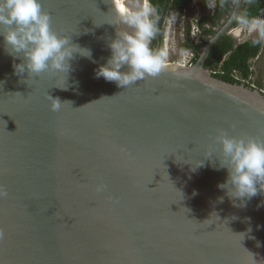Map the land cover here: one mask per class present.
Wrapping results in <instances>:
<instances>
[{
  "label": "water",
  "instance_id": "95a60500",
  "mask_svg": "<svg viewBox=\"0 0 264 264\" xmlns=\"http://www.w3.org/2000/svg\"><path fill=\"white\" fill-rule=\"evenodd\" d=\"M41 3L92 57L18 76L23 53L0 35V264H264V193L242 204L218 187L217 140L264 141V93L205 67L242 0L194 65L124 87L95 76L108 41L132 31L110 0Z\"/></svg>",
  "mask_w": 264,
  "mask_h": 264
},
{
  "label": "clouds",
  "instance_id": "9594fccd",
  "mask_svg": "<svg viewBox=\"0 0 264 264\" xmlns=\"http://www.w3.org/2000/svg\"><path fill=\"white\" fill-rule=\"evenodd\" d=\"M210 1H212L211 6ZM197 2L202 3L205 12L201 15L191 16L188 23L184 24V36L186 39L183 43H190L201 48L199 51L193 47L184 49L182 48L183 43H180L181 55L180 57L178 56L179 59H174L170 51V31H168V38H164L165 27L163 22V35L162 38L159 37L158 39L160 43L159 49L155 52L156 49L153 51L151 48L152 44H154L153 36L156 28L153 20L155 8L152 5V0H110V14L114 16L116 22L120 25H126L132 31L128 32L121 29L117 31L114 39L108 41L107 47L111 51V56L105 64L100 65L95 71L96 78L103 77L108 82H115L117 86L124 87L145 76H158L166 70L169 63L186 66L194 65L198 60L199 53L210 37L214 36L230 19L234 10L235 0L232 3V10L227 12V18L229 19L225 18L223 20L224 16L222 15L217 24L208 21L203 27L200 19L203 15L211 17L216 15L218 0H209L207 5H205L203 0H193L191 5L183 10L168 8L164 13L163 21L167 19L166 16L169 13H174L176 20L185 19L191 7L194 4H198ZM243 3L244 1L242 0L240 14L225 35L232 37L234 47L250 39L260 41L262 46L258 54L252 56L248 61L250 74L243 76L242 71L233 69L231 75L237 81L232 83L259 89L264 93V87L260 86L259 83L257 85L253 81L256 76V65L252 64V62H256L261 58L264 52V42L258 36L246 37L248 31L246 25L248 24L251 25L253 30H259L260 34L264 36V20L257 19V17L262 15L264 8L259 16L239 23L243 13ZM195 22L204 31L201 43H196L192 39V25ZM0 25L4 26L5 29L0 32V35H3L6 45L10 46V48L6 49L8 53L10 55L23 53L24 62H14L12 65L14 74L18 76H22L25 71L28 72L29 76L40 75L49 70L68 72L70 69L69 61L74 59L76 54L87 58L92 57L91 49L74 44L71 42L70 36H62L53 30L51 15L43 10L41 0H0ZM206 28L213 31L207 33ZM166 46L171 58L169 61L165 60L164 51ZM185 56L191 57V61L184 62L183 58ZM226 58L227 56L225 55L219 67L208 68L215 77H217L218 73L224 72L221 69V65ZM125 66H127L128 71H122ZM49 99L51 100L52 111L61 110L62 105L59 98L53 99L49 97ZM217 140L222 145V158L219 162V168L226 169L228 173L225 182L219 184L218 187L222 190L226 189V194L230 198H233V200L239 199L242 204L247 200H251L258 193H264V141L251 137L247 139L244 137H232L223 131L220 132ZM102 188L103 186L98 188V190H102ZM7 194V189L0 184V198L6 197ZM219 199L223 202V197ZM3 236L4 232L0 229V239Z\"/></svg>",
  "mask_w": 264,
  "mask_h": 264
},
{
  "label": "trees",
  "instance_id": "16d2710c",
  "mask_svg": "<svg viewBox=\"0 0 264 264\" xmlns=\"http://www.w3.org/2000/svg\"><path fill=\"white\" fill-rule=\"evenodd\" d=\"M205 5L208 4L209 0H203ZM193 0H152V5L155 8V12L153 13V20L155 23V35L153 36L154 44H152L151 48L153 51L157 47V42L159 37L162 38L163 29L162 22L164 18L165 11L169 9H178L183 10L191 5ZM218 11L214 17L203 15L200 19L201 25L204 27L206 22L211 20L213 23L217 24L220 17L223 13L230 12L232 10L233 0H218ZM252 5L245 9L242 13L241 18L239 19V23L244 21H249L252 18L259 16L261 14L262 9L264 8V0H252L249 1ZM214 24V25H215ZM213 30L207 29L206 32H212ZM262 46V43L256 39H250L237 47H234V42L231 36L225 35L218 40L216 45L213 47L210 52L208 58L205 61V67L207 68H217L220 66L222 59L226 55L227 58L223 61L221 65V69L224 71L223 73H218L216 76L230 82H236L237 80L232 77V70L239 69L242 71L243 76H248L250 74L249 69V59L252 56L258 54ZM193 47L196 50H200L201 47L194 46L190 43H183L182 48H190Z\"/></svg>",
  "mask_w": 264,
  "mask_h": 264
},
{
  "label": "rangeland",
  "instance_id": "374dc122",
  "mask_svg": "<svg viewBox=\"0 0 264 264\" xmlns=\"http://www.w3.org/2000/svg\"><path fill=\"white\" fill-rule=\"evenodd\" d=\"M211 2L210 1V6H211ZM195 3V2H194ZM198 4H194L189 13L187 14V16L185 17V19H180V20H176V16L173 13H169L166 17L167 19H165L163 21L164 27H165V34H164V38H168V31H170L169 34V43H170V51L172 54V57L174 59L180 57L182 49H181V44L183 43L186 39V37L184 36V24L188 23V21L190 20L191 16L194 15H201L203 14V12H205V9H203L202 7V3L201 2H197ZM258 20H264V11L262 13V15H260L259 17H257ZM247 26V36L246 37H253V36H258L260 37V40H262L264 42V36H262L259 32V30H253L251 25L248 24ZM264 46V45H263ZM179 56V57H178ZM253 65L255 66V72H256V76H255V80H253L254 82H256V84L264 87V52L262 53L261 58H259L256 62H252ZM258 76L261 77V83L258 80ZM258 81V82H257Z\"/></svg>",
  "mask_w": 264,
  "mask_h": 264
},
{
  "label": "built area",
  "instance_id": "2783aa9c",
  "mask_svg": "<svg viewBox=\"0 0 264 264\" xmlns=\"http://www.w3.org/2000/svg\"><path fill=\"white\" fill-rule=\"evenodd\" d=\"M203 37H204V31L199 27L197 22L193 23V25H192V39L195 40L196 43H201ZM164 54H165V60L169 61L171 58L169 56V52H168L167 46L165 48ZM183 61L184 62H190L191 61V57H186L185 56L183 58Z\"/></svg>",
  "mask_w": 264,
  "mask_h": 264
},
{
  "label": "flooded vegetation",
  "instance_id": "af4514ba",
  "mask_svg": "<svg viewBox=\"0 0 264 264\" xmlns=\"http://www.w3.org/2000/svg\"><path fill=\"white\" fill-rule=\"evenodd\" d=\"M244 1V3H243V12L245 11V9H247V8H249V1H252V0H243ZM237 2H238V0H235V2H234V8L236 7V4H237ZM242 5V4H241ZM252 5V3L250 2V6ZM234 11V10H233ZM233 13V12H232ZM228 13H224L223 14V16H224V18H223V20L225 19V18H227L228 16ZM230 16V15H229ZM227 19H229V18H227ZM222 20V21H223ZM227 21V20H226ZM209 22L211 23L212 21H210L209 20ZM213 23V22H212ZM226 23V22H225ZM216 45V44H215ZM212 51V50H211ZM258 78V80H259V82L261 83V77L260 76H258L257 77Z\"/></svg>",
  "mask_w": 264,
  "mask_h": 264
}]
</instances>
